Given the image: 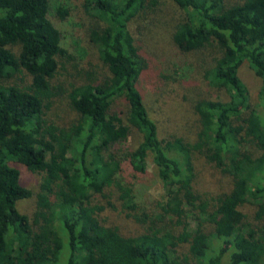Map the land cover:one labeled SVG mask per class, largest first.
Here are the masks:
<instances>
[{
    "label": "trees",
    "instance_id": "obj_1",
    "mask_svg": "<svg viewBox=\"0 0 264 264\" xmlns=\"http://www.w3.org/2000/svg\"><path fill=\"white\" fill-rule=\"evenodd\" d=\"M158 1L97 0L108 23L90 39L109 74L90 71L89 82L72 88L78 117L61 124L51 115L62 92L53 80L63 60H77L70 9L0 0V264H264V0H174L187 12L175 32L181 49L218 43L221 55L205 77L230 95L195 102L194 138L160 137L137 86L147 62L128 22ZM246 62L263 79L262 113L238 76ZM22 72L30 79L4 83ZM117 98L126 100V113L113 110ZM133 132L141 136L135 148ZM150 155L166 189L156 212L140 204L136 175L128 176L129 167L146 172ZM200 157L232 177L229 191L198 187ZM10 160L43 174L33 221L18 206L33 192ZM109 188L144 232L125 235L106 223L104 211L117 205L98 194ZM249 201L259 206L257 224L243 210Z\"/></svg>",
    "mask_w": 264,
    "mask_h": 264
},
{
    "label": "rangeland",
    "instance_id": "obj_2",
    "mask_svg": "<svg viewBox=\"0 0 264 264\" xmlns=\"http://www.w3.org/2000/svg\"><path fill=\"white\" fill-rule=\"evenodd\" d=\"M51 1L54 6L63 4L70 9L69 23L66 26L72 34L70 50L74 51L77 58L73 61L63 60L53 80L62 92L55 99L51 115L54 119H58L59 123L68 124L78 117L71 106L69 93L72 88L89 82L90 71L102 77L109 74L108 67L100 58L97 46L90 39L92 29L103 28L108 22L99 14L96 7L97 0ZM240 1L242 0H224L226 5ZM186 15L187 12L174 0H160L156 4L149 3L140 9L128 22L136 44L147 62V68L139 78L137 86L143 94L151 117L159 127L160 137L180 134L194 138L197 130L195 102L202 98L224 100L230 98L225 89L211 85L210 80L205 77L207 68L212 66L215 59L221 55L218 43L213 42L203 49L186 52L181 49L179 45L181 42L175 38V32ZM56 18L59 19L58 16ZM19 49V45L14 46L15 51L18 52ZM238 76L248 87L252 107L262 113L259 93L263 79L255 73L249 62L238 70ZM29 79L30 77H26V73L22 72L5 80L4 83H23ZM127 108L128 104L124 98H117L114 101V111L126 113ZM140 140V134L133 132L128 144L131 148H135ZM9 163L20 170L22 184L33 192L30 198L18 204L19 209L33 221L40 200L43 174L30 170L20 161L10 160ZM197 164V185L201 190L216 195L232 188L233 180L228 173L222 172L204 157H200ZM158 171L152 155L149 156L146 172L137 173L132 167L128 169V176L132 173L130 178L136 175L135 188L140 204L146 210L153 212L160 210L161 204L166 199V189ZM117 196L112 188L106 190V196L98 194L101 203L105 204L111 200L114 206L117 205V208L108 207L104 211L103 218L106 223L119 227L125 235L136 236L144 232L145 224L128 216L127 210ZM258 208V204L252 201L243 206L248 219L256 222L255 224L259 222L255 218ZM59 225L57 224V227H60Z\"/></svg>",
    "mask_w": 264,
    "mask_h": 264
}]
</instances>
